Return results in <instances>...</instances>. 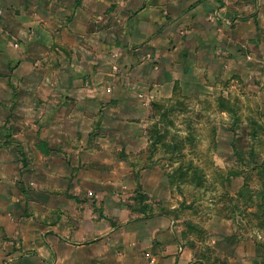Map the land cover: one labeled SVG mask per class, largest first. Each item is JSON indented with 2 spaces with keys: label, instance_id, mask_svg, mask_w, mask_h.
I'll list each match as a JSON object with an SVG mask.
<instances>
[{
  "label": "crops",
  "instance_id": "obj_1",
  "mask_svg": "<svg viewBox=\"0 0 264 264\" xmlns=\"http://www.w3.org/2000/svg\"><path fill=\"white\" fill-rule=\"evenodd\" d=\"M164 1L168 0H121L120 3L116 0H0V139L23 137L22 133L5 126L19 122L34 123L29 135L36 137V124L45 118L46 124H57L55 131L51 127L49 146L44 152L30 143L26 146L20 142L22 154L46 156L56 152L62 157L75 153L76 167L93 165V169L98 170L100 164L114 163L111 158H100L114 150L84 146L83 141L90 133L91 139L100 141L112 137L104 130L95 134L90 127L98 120L96 116L101 107L108 112L105 118H113L109 124L104 121L101 126L105 130L111 128L112 132L118 124L125 123H121L120 108L147 113L144 100L137 97L138 92L147 104L151 101L162 104L166 99L172 101L175 90L183 95L188 90L208 89L206 27L208 6H215L208 0L193 6L187 0ZM257 2L258 6H264V0ZM115 3L118 6L114 11L111 6ZM100 11L107 13L102 21ZM111 11L114 13L110 14ZM117 18L123 26L119 36L109 29ZM246 25L242 22V27ZM179 26H194V30L200 27L203 32L184 38L185 31ZM170 27L179 32L172 47L166 43L167 35L174 33L168 29ZM231 30L237 31L239 27L235 25ZM222 41L227 48V36ZM194 43L200 45L199 49ZM201 49H204L202 53ZM40 63L45 64L44 70L38 66ZM9 65L14 75L10 82L3 78L4 68ZM37 75L44 78L28 82ZM22 84L30 85L26 89ZM15 91L18 96L11 98ZM20 92L29 96L38 93L44 102L37 98L27 102L21 100ZM37 103L45 108L44 111L40 112ZM10 108H13L12 113ZM151 123L141 118L140 124L131 123L133 127L122 137L131 144L134 140L143 142L145 139L137 128ZM69 142L73 146H68ZM124 148L127 153H136L132 146ZM11 150L0 146V155L11 154ZM79 156L85 158L77 162ZM95 160L100 161L98 167L94 166ZM9 163L14 162L0 161V188L6 185L3 172ZM32 165L29 160L28 167ZM12 166L20 169L22 161L16 160ZM44 170V182L37 185L51 187L52 166ZM107 181L86 177L81 185L94 191L97 187L104 188L107 192L110 189ZM101 192L94 193L91 198L77 194L75 212L44 213V219L51 226L43 229L37 226L39 230L30 231L29 239L18 238L12 227L1 228L0 264H205L197 257L199 243L191 248L184 246L174 221L165 215L148 216L144 211L134 214L129 209L115 207L114 198ZM40 201L52 199L46 195ZM101 204L103 210L99 209ZM98 212H102V216ZM52 214L54 221L50 219ZM51 221L60 224L56 226ZM227 225V221L217 217L208 221V264H264V247L244 243L239 240V234L234 237L230 233ZM4 233L9 238L3 242L1 235ZM12 251L15 252L8 255Z\"/></svg>",
  "mask_w": 264,
  "mask_h": 264
},
{
  "label": "rangeland",
  "instance_id": "obj_2",
  "mask_svg": "<svg viewBox=\"0 0 264 264\" xmlns=\"http://www.w3.org/2000/svg\"><path fill=\"white\" fill-rule=\"evenodd\" d=\"M116 1L120 3L121 0ZM186 2L193 6L201 0ZM208 3L215 6H208L206 27L208 89L188 90L183 95L175 93V90L172 101L166 99L162 104L153 103L151 99V104H147L138 92L137 97L144 100L143 107L148 109L147 113L120 108L121 119L118 118L125 123L118 124L112 132L111 128H102V122L109 124L113 118H105L108 112L101 107L96 116L98 120L90 127L95 134L104 130L112 137L100 141L91 139L90 133L83 145L113 149L100 158H111L114 163L102 165L95 160V167L100 164L97 170L93 169V165L85 168L79 164L76 167L75 153L62 157L56 152L46 156L22 154L20 142L26 146L30 143L45 152L44 148L49 146L47 140L51 136V127L55 131L57 124H46L45 118H42L36 124V137L29 135L34 125L32 122L5 125L14 132L22 133L23 137L0 139V146L12 148L9 151L11 154L0 155V161L15 163L20 159L22 168L15 170L14 163L4 167L6 185L0 188V229L14 228L18 238L29 239L30 231L51 226L44 219V213L61 210L75 212L77 194L91 198L94 193L102 194L103 191L114 198L115 207L129 209L134 214L144 211L148 216L165 215L174 221V226L180 229L184 246L191 248L199 243L200 254L196 255L205 264H208V221L211 217L227 221L230 233L234 237L239 234V240H244V243L264 247V6H258L257 0H208ZM117 6L115 3L111 8L115 11ZM99 13L102 21L107 13ZM119 21L117 18L111 23L113 28L107 27L112 32L116 31L118 36L123 28ZM242 22L248 25L242 27ZM235 25L239 30L233 32L231 29ZM180 28L185 31L184 38L203 32L200 27L195 30L194 26ZM168 29L175 34L167 35L166 39L167 45L172 47L179 32L172 27ZM191 30L194 32L187 35ZM225 36L229 40L227 48L222 41ZM193 45H197L198 49L200 47L196 43ZM200 51L202 53L204 49ZM44 57L45 53L42 54ZM44 65L38 64L42 70ZM4 71L3 78H8L10 82L14 76L10 65L5 66ZM41 78L44 76L37 75L28 82ZM15 79L18 78L15 76ZM26 84L22 86L28 89L30 84ZM25 92L29 93L28 90ZM12 95L11 98L17 97V91ZM40 96L38 93L30 96L24 92L19 94L20 99H26V102L36 98L44 102ZM37 108L40 112L45 109L38 103ZM12 111L13 108H10V113ZM137 115L140 117L136 118ZM141 118L152 123L142 129L139 126L137 132L145 140H134L131 144L122 136L133 127L131 123L140 124ZM112 133L121 135L115 137ZM69 144L73 146L71 142ZM125 146H132L136 153H127ZM79 157L77 162L85 158ZM28 159L33 162L30 167ZM49 166L53 169L51 187L37 185L44 182V167ZM86 177L108 180L110 189L104 192V188L97 187L94 191L82 186ZM46 195L52 201L41 202ZM99 209H104L102 204ZM98 214L102 216V212ZM40 216H43L41 220H35ZM54 217L52 214L50 219ZM52 224L57 226L60 223ZM1 236L2 241L9 238L5 233ZM14 252H8V255Z\"/></svg>",
  "mask_w": 264,
  "mask_h": 264
}]
</instances>
